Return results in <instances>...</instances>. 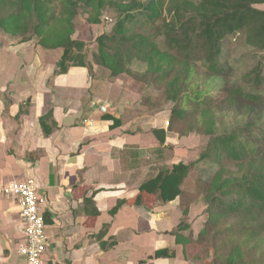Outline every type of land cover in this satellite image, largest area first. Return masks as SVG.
<instances>
[{
    "label": "crops",
    "instance_id": "1",
    "mask_svg": "<svg viewBox=\"0 0 264 264\" xmlns=\"http://www.w3.org/2000/svg\"><path fill=\"white\" fill-rule=\"evenodd\" d=\"M87 23L96 36L105 31L103 21ZM81 35L77 24L73 38L87 42ZM63 52L0 28V186L36 181L45 200L47 258L60 264H203L195 259L197 244L177 242L174 234L185 218L191 228L181 231L184 236L202 229L204 204L185 196L198 166L175 199L141 192L161 171L196 162L201 150L191 146L193 135L181 136L163 113L140 108L135 81L113 77L96 62L59 72ZM49 112L47 134L41 117ZM22 240L20 208L0 197V264H27L18 250ZM157 250L167 253L157 256Z\"/></svg>",
    "mask_w": 264,
    "mask_h": 264
},
{
    "label": "trees",
    "instance_id": "2",
    "mask_svg": "<svg viewBox=\"0 0 264 264\" xmlns=\"http://www.w3.org/2000/svg\"><path fill=\"white\" fill-rule=\"evenodd\" d=\"M261 4L264 0H0L3 31L24 38L35 36L45 48L64 49L59 72L93 65L86 61V42L73 38L81 11L93 24L102 23L108 10L116 12L115 23L96 37V63L113 77L126 74L160 86L174 103L169 120L172 129L181 136L210 137L196 162H180L161 171L141 186V192L159 193L161 199L170 201L183 193L182 185L196 165L206 160L218 164L201 191L207 216L204 227L196 237L184 236L181 231L191 226L183 219L174 231L177 242L198 245L195 259L206 260L204 255L211 252L208 263L212 264H264V97L227 83L223 92L214 93L226 82L221 54L227 36L243 30L249 46L264 50ZM167 8L172 13L169 19ZM137 13L145 14L153 25L160 19L163 23L154 32H137L131 25ZM158 36L164 37V48ZM134 60L145 64V69L133 70ZM199 61L205 69L198 66ZM247 77L259 86L264 79L262 67L258 65ZM223 110L247 118L229 133L219 134L216 125ZM50 116L51 112L41 117L47 134L52 130L44 120ZM141 200L139 194L136 202ZM188 212L187 207L184 215ZM166 253L157 250L156 255Z\"/></svg>",
    "mask_w": 264,
    "mask_h": 264
},
{
    "label": "rangeland",
    "instance_id": "3",
    "mask_svg": "<svg viewBox=\"0 0 264 264\" xmlns=\"http://www.w3.org/2000/svg\"><path fill=\"white\" fill-rule=\"evenodd\" d=\"M143 2H147L148 0H141ZM197 1V0H196ZM170 8L171 5H168ZM261 9H264V4L258 5ZM167 8L165 11V17L166 19H169L172 16V13L170 9ZM110 19H106L105 15L103 16V25L102 27L105 30H108L111 28V25H113L116 21V12L114 10H108L106 13ZM137 18L133 21L132 29H135L137 32L139 31H145V32H154L156 27L163 23V20L160 19L157 21L155 25L152 24V22L147 19V16L142 13H137ZM87 17L88 15L81 11L79 16L76 19V25L78 24V28L81 30V36L84 38L86 37L85 33L87 34V42L86 47L84 48V54L86 57V61L89 63L92 62H98V43L96 39V32L90 30L89 24L87 23ZM153 26V27H152ZM155 27V28H154ZM91 35V37H89ZM157 40L159 41L162 48H164V37L158 36ZM223 52L221 54V62L226 67V82H223L220 84V86L217 88V90H214V93H221L224 91L225 84H234L242 87L246 91L259 93V95L264 97V79L263 82L256 86V89L253 88L254 84L248 79L247 75L252 74L255 67L260 65L263 70V76H264V50L256 49L251 46H249L246 42V33L241 30L238 31L232 35L227 36L223 41ZM198 66L201 69H205V66L201 61L198 62ZM133 70L140 72L145 69L146 65L134 60L132 63ZM127 80L134 82L139 86L140 93H139V99L137 100V103H139L140 108L143 110L150 112L152 114H155L157 112L163 113L164 119L169 118L171 119L172 109L174 106V103L171 100L166 99V94L161 89V87H157L154 85L147 84L145 82H140L133 77L123 74L122 75ZM246 116H242L239 114H235L233 111L229 110H223L218 114V120H217V133L224 134L229 133L236 125L238 124H244L246 120ZM259 134L260 131H258ZM190 135H193V139L190 142L191 146H195L199 148V150H204L206 144L208 141H210V137L199 135L196 133H192ZM262 138V135H260ZM263 149L262 152L264 153V142L262 143ZM225 163L232 169H235L236 166L234 163ZM196 171L192 173L191 178L187 181V189L189 192L185 195L188 199H192L195 202H202L204 204L205 208V199L203 197V194L201 193L202 188H205L208 184V181L212 178L213 174L218 169V164L212 163L210 161H205L202 163H199ZM186 192V191H185ZM205 215L203 226L206 221V214ZM187 218H185L186 220ZM198 246V245H197ZM197 253H199V247H197ZM204 258L208 260H203V264H212L208 263L209 260H211V252H209V255H204Z\"/></svg>",
    "mask_w": 264,
    "mask_h": 264
},
{
    "label": "built area",
    "instance_id": "4",
    "mask_svg": "<svg viewBox=\"0 0 264 264\" xmlns=\"http://www.w3.org/2000/svg\"><path fill=\"white\" fill-rule=\"evenodd\" d=\"M106 19L111 18L105 15ZM103 111L107 110L102 105ZM85 120V122H91ZM169 125V121H166ZM0 197L12 198L20 208L23 222V240L18 250L27 264H60L47 258L48 238L46 235L44 198L38 193L36 181L33 178L12 180L0 186Z\"/></svg>",
    "mask_w": 264,
    "mask_h": 264
}]
</instances>
